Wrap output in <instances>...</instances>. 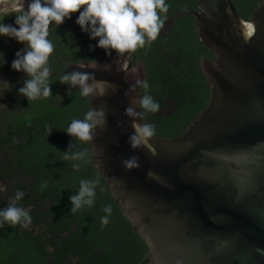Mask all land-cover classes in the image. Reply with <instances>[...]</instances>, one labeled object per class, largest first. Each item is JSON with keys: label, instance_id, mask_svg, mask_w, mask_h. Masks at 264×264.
Segmentation results:
<instances>
[{"label": "water", "instance_id": "water-1", "mask_svg": "<svg viewBox=\"0 0 264 264\" xmlns=\"http://www.w3.org/2000/svg\"><path fill=\"white\" fill-rule=\"evenodd\" d=\"M166 3L157 39L127 54L120 70L117 54L76 24L79 13L50 25L52 96L30 103L18 94L28 77L11 68L26 45L0 36V81L10 85L0 82V210L21 191L16 204L31 216L27 228L0 229V264H264V0ZM16 9L0 20L15 27ZM81 59L112 65L93 74L115 91L88 98L61 84L65 71H93L77 69ZM137 78L160 105L142 121L156 126L151 150L128 142L126 93ZM100 106L107 127L95 147L66 134ZM70 143L89 148L79 171L62 158ZM132 156L140 167L128 171L122 160ZM96 178L94 206L72 214L80 180Z\"/></svg>", "mask_w": 264, "mask_h": 264}, {"label": "clouds", "instance_id": "clouds-1", "mask_svg": "<svg viewBox=\"0 0 264 264\" xmlns=\"http://www.w3.org/2000/svg\"><path fill=\"white\" fill-rule=\"evenodd\" d=\"M168 9L166 0H28L27 8L25 0H20L15 12L16 26L6 25L0 20V36L15 39L18 43L26 45L16 53V58L11 64L14 71L23 72L28 77L24 80L23 87L19 88L18 94L26 97L29 103L52 96L50 87L52 69L49 59L55 51V45L48 39L50 25L60 26L66 19H71L72 14L79 13L76 24L83 32L89 34L90 39L98 40L96 47L105 50L109 56L113 51L117 54L118 59L114 63L120 70L122 62L126 63L127 54L134 53L138 48L150 47L157 39L167 19ZM251 27L249 25V30ZM89 47L90 50H94L91 45ZM79 50L76 49L77 52ZM4 62L3 53H0V64ZM76 68L93 71H65L59 76V82L78 88L80 95L88 98L104 97L109 90L115 91L114 85L108 81L97 80L93 74L94 71H110L112 65L105 64L101 67L95 60L81 59L78 60ZM0 82L6 85V91L10 90V85L6 81ZM138 88H143L145 94L141 96L137 92ZM148 88L145 80L137 78L126 93L129 105L125 109V115L131 120L133 129L128 142L134 151L141 148L151 150L150 141L155 135L156 126L142 122L145 112L156 113L160 109V105L147 94ZM71 94L69 91L68 95ZM106 127L107 108L100 106L91 107L82 119H73L64 131L74 141L95 147L93 142L97 130ZM52 131L49 128L50 134ZM61 154L63 160L77 162L72 165L74 171H79L81 166L79 162L88 163L90 159L89 148L79 149L75 143H70L68 151ZM152 154L155 155L154 150ZM122 165L128 171L138 169L139 157L124 159ZM95 166L103 173L100 160L95 161ZM148 175L153 174L149 172ZM99 183V178L80 180L77 194L69 197L72 214L94 206ZM44 187H47L46 183L42 185V188ZM23 195V192L17 191L12 203L0 210V229H3L5 224L12 228L16 225L27 228L30 225L29 212L16 204ZM103 211L106 215L101 217V225L106 226L112 214V205H106Z\"/></svg>", "mask_w": 264, "mask_h": 264}, {"label": "trees", "instance_id": "trees-1", "mask_svg": "<svg viewBox=\"0 0 264 264\" xmlns=\"http://www.w3.org/2000/svg\"><path fill=\"white\" fill-rule=\"evenodd\" d=\"M15 0L0 1V12H4L10 9H13L11 5Z\"/></svg>", "mask_w": 264, "mask_h": 264}, {"label": "rangeland", "instance_id": "rangeland-1", "mask_svg": "<svg viewBox=\"0 0 264 264\" xmlns=\"http://www.w3.org/2000/svg\"><path fill=\"white\" fill-rule=\"evenodd\" d=\"M0 1H8V0H0ZM16 2H17V3H20V0H17ZM16 2H13L11 5H12V6H15V5H16V4H15Z\"/></svg>", "mask_w": 264, "mask_h": 264}, {"label": "flooded vegetation", "instance_id": "flooded-vegetation-1", "mask_svg": "<svg viewBox=\"0 0 264 264\" xmlns=\"http://www.w3.org/2000/svg\"><path fill=\"white\" fill-rule=\"evenodd\" d=\"M16 1H17V0H15L14 2H16ZM26 2H28V0H25V3H26ZM15 4H16V5L13 6V8H16V7L18 6L19 3L16 2Z\"/></svg>", "mask_w": 264, "mask_h": 264}]
</instances>
